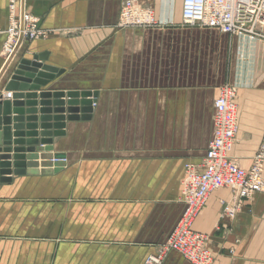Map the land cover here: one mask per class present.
Here are the masks:
<instances>
[{
	"label": "crops",
	"instance_id": "0c3cea01",
	"mask_svg": "<svg viewBox=\"0 0 264 264\" xmlns=\"http://www.w3.org/2000/svg\"><path fill=\"white\" fill-rule=\"evenodd\" d=\"M123 2L25 0L46 36L23 40L8 71L47 53L43 63L64 73L42 89L98 96L89 119H67L64 135L37 146V166L0 182V264H146L183 215L186 165L206 155L225 84L239 116L230 155L252 166L264 135V28L250 37L184 26L182 0H138L160 25L121 28ZM11 10L0 0L4 97ZM232 199L230 188L211 192L193 227L213 264H264V193L223 216ZM162 264L192 263L171 250Z\"/></svg>",
	"mask_w": 264,
	"mask_h": 264
},
{
	"label": "built area",
	"instance_id": "2783aa9c",
	"mask_svg": "<svg viewBox=\"0 0 264 264\" xmlns=\"http://www.w3.org/2000/svg\"><path fill=\"white\" fill-rule=\"evenodd\" d=\"M11 16L3 53L9 57L21 36L34 40L46 36L37 16L24 13L23 24L19 12L20 0H10ZM181 24L214 28L230 35L262 36L264 28V0H182ZM160 22L155 11L138 0H124L118 26L156 27ZM12 97V92L6 94ZM214 132L201 164L186 165L183 184L185 210L177 226L161 245L157 254L147 258L149 264H162L171 250L178 251L192 264H213L214 256L207 246V236L194 229V222L205 206L211 192L230 188L233 199L225 204L223 216L233 218L243 200L256 193H264V135L252 166L242 167L230 152L239 129L237 90L230 84L220 89L215 100Z\"/></svg>",
	"mask_w": 264,
	"mask_h": 264
},
{
	"label": "water",
	"instance_id": "95a60500",
	"mask_svg": "<svg viewBox=\"0 0 264 264\" xmlns=\"http://www.w3.org/2000/svg\"><path fill=\"white\" fill-rule=\"evenodd\" d=\"M24 13L25 0H21L22 24ZM22 42L21 36L1 71L9 78L6 90L14 92L12 98L0 96V182H10L7 175L25 174L27 167L37 166L33 154L39 150L37 146L50 145L64 135L67 119H89L98 96L97 91L42 89L64 73L43 63L47 53L22 58L8 71Z\"/></svg>",
	"mask_w": 264,
	"mask_h": 264
},
{
	"label": "rangeland",
	"instance_id": "374dc122",
	"mask_svg": "<svg viewBox=\"0 0 264 264\" xmlns=\"http://www.w3.org/2000/svg\"><path fill=\"white\" fill-rule=\"evenodd\" d=\"M159 251H160V249H159ZM146 264H149V263H147V260H146Z\"/></svg>",
	"mask_w": 264,
	"mask_h": 264
}]
</instances>
